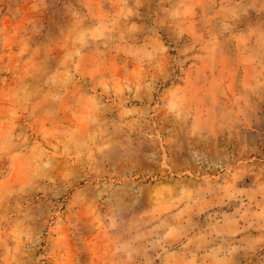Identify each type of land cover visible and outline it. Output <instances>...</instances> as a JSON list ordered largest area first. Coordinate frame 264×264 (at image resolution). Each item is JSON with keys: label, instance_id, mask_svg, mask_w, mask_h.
Returning <instances> with one entry per match:
<instances>
[{"label": "rangeland", "instance_id": "obj_1", "mask_svg": "<svg viewBox=\"0 0 264 264\" xmlns=\"http://www.w3.org/2000/svg\"><path fill=\"white\" fill-rule=\"evenodd\" d=\"M0 264H264V0H0Z\"/></svg>", "mask_w": 264, "mask_h": 264}]
</instances>
